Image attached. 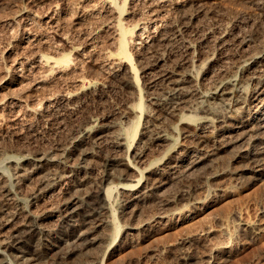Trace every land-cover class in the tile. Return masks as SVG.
<instances>
[{
  "label": "rangeland",
  "instance_id": "rangeland-1",
  "mask_svg": "<svg viewBox=\"0 0 264 264\" xmlns=\"http://www.w3.org/2000/svg\"><path fill=\"white\" fill-rule=\"evenodd\" d=\"M108 1L111 0H0V174L3 175V180L7 182L8 194H10V197H5L6 194H0V222L7 221V216L17 206L28 209L34 207V196L43 191L41 190L44 184L42 178L48 176V173L54 167L50 169L46 167L47 169L45 168L41 172L42 174L30 175L26 179L20 177L21 180L19 176L22 171V164L27 163L25 157L37 156L41 153V150L42 152L52 151L58 159L60 157L64 164L73 166L77 171L75 172L77 176L75 175L72 178V182L60 184L55 194L44 195L43 202L38 203L48 207L49 210H54L60 205L62 209L64 201L80 198L81 195L83 199L85 198V195L83 196L84 192H94L101 186L103 178L112 169L107 159L113 153L111 140L116 135H113V133H117L119 127H121V130L135 127V134L127 144L131 148V153L136 148L143 147V145L149 148L147 151L150 150V152L146 151V158L144 157L141 160L143 162L137 161L132 156L129 159L130 168H124L127 174H133H128L129 176L137 177L138 175V179H142L144 182L147 181L151 170L156 165L169 161L174 157L175 160L178 159L179 155L185 151V147L193 142L195 131H197V123L193 119H183L184 114L189 117L193 113L186 112L173 117L168 114L169 109L166 110L168 101L166 102L167 83L165 78L161 76L160 70L157 68L153 70L154 72L146 71L144 62L148 60V57L144 52H141L140 56V52H135L130 45L138 24L152 25L151 13L154 12L155 15H158L159 23L163 25L162 30H166L165 34H167L168 40L158 50V54L162 56L164 62H162V68L179 76L190 74L192 81H194L188 84V87L202 77L200 68L198 69L197 65L195 67L196 71L194 70L193 73L183 69L184 51L182 43L186 40V37L192 36L194 32L201 33L206 37V42H208L206 44L208 45L205 44L203 53L206 55L213 53V56L210 54L213 61L209 65L208 75L226 74L224 76H234L237 83L247 77L244 75L240 62L242 53H258L264 46V12L251 3L252 0H171L173 5L170 3L166 7L167 9H159V7L151 9L146 4V0L145 3L142 0H121V4L120 0H116L119 5L123 6V11H120L117 15L114 14L115 17L111 16L113 19L106 11ZM52 3L59 4L64 9L59 16H56L57 25L49 27L40 22L39 14L42 13L41 11L47 10L46 8ZM176 3H179L178 6ZM68 6L70 7L68 8ZM32 9L34 11H31ZM39 10L40 13H38ZM24 12L27 14L26 16ZM28 13L31 15H28ZM30 16L34 18L32 19ZM114 21H116V24ZM117 23H120L123 27L126 26L125 28L130 31L127 37L129 62L134 65L139 78L138 85L134 89L125 87L118 80H113L107 74L109 72L106 71L111 63L122 59L118 52L119 40L116 33L114 34ZM25 26L33 36L36 35L39 39L46 40L48 46H61L62 54L66 56L73 55L74 63L78 62L79 65L75 67V70H70L71 72L64 74V77L51 75L43 84L45 88L41 87L37 90L39 92L27 88L31 81L18 78L8 67L11 61H19L23 58L24 53L19 48V40L23 37ZM193 27L196 29H191ZM64 34L66 35L64 36ZM89 35L91 36L89 37ZM220 35H225L227 43L219 46L214 45V40ZM60 36L65 37L66 43ZM129 38L131 39L129 40ZM47 49L45 51L48 53ZM79 52H82V54ZM80 55L81 57H79ZM89 55L94 56L89 60ZM75 56L77 60L74 58ZM82 61L88 62L83 65L84 62ZM185 71L188 72L185 73ZM232 73L233 75H230ZM141 74L142 76H140ZM76 75L84 79L83 84L76 82L78 79ZM66 93L72 95V99L74 98V103L69 104L70 106L62 99ZM77 95H79V98ZM45 96L52 99L51 103L46 104L50 114L46 113V115L40 116L39 109L36 108L44 107H41L40 102L43 101L42 99ZM135 98L137 101L134 100ZM38 102L39 104H37ZM139 104L142 105L141 108L138 107ZM47 115L48 117H45ZM174 117H178L177 120H174ZM89 118L93 122L87 126L90 134H92V141L90 140L84 147H79L70 155L65 156L61 153L63 150L61 146L68 145L72 132L79 128V124H81V127L85 122L88 125ZM124 124L128 127H125ZM151 124L161 126L160 129L169 136L172 143H167L168 146L152 143L146 136L147 131L151 129L149 128ZM111 125H113V128ZM112 130L116 131L113 132ZM171 132L174 133L171 134ZM138 135L141 137L140 140ZM263 145L260 144L264 148ZM260 146L256 147L260 148ZM213 149L214 147L212 148V144H210L207 151L213 152ZM147 158L149 159L148 163ZM165 159L167 160L165 161ZM10 162L11 164H9ZM139 163H142V166ZM14 164L16 165L14 166ZM10 165L13 168L12 170H15L14 172H12ZM17 167L20 169L17 170ZM22 169L21 176L25 173L24 168ZM190 172H184L183 174H180V172L174 175L167 185L158 190V196H154L157 199L153 198V201L147 207L142 208L144 212L140 210L138 212L140 215L137 213V216H132L133 219L130 218V215L127 216L125 212L126 195L124 196L119 192V187L136 185V183L123 181L121 178H112L115 181L111 179L105 186L106 188L110 185L112 188L111 200L108 204L110 213L106 216L108 220L106 218L105 220L112 221L111 226L113 228L103 226L88 235V239L97 236L102 237L98 244L86 249L83 252L84 254H70L69 252L75 247L74 245L78 246L75 242L79 233L74 232L72 228L75 223L69 225L61 223L60 225V223L55 222V220L52 222L53 219H50L41 226V230L50 235L48 240L51 244H54L38 261L23 264H40L41 262V264H264V175L257 178L248 168L244 159L234 149L219 151L215 156L204 161L198 168L196 167ZM13 173H17L16 176L18 177L16 178ZM40 175L44 177H40ZM82 182L85 187H82V185L84 186ZM104 190L103 196L105 197L106 189ZM63 191L64 193H62ZM124 197L125 199H123ZM8 199L12 201L9 203ZM168 201L170 205L162 209V205ZM88 209L86 208L85 212ZM123 211L125 214H123ZM7 212L9 213L7 214ZM148 213L151 217L147 215ZM160 214H164L167 218L165 220L160 219ZM125 216L132 220H127ZM2 217H5V219ZM15 218L13 221L18 220L17 217ZM117 219L118 221H116ZM69 233H71V236L65 238L63 234L67 236ZM18 262L14 257L7 260V264H18ZM19 264L22 263L19 262Z\"/></svg>",
  "mask_w": 264,
  "mask_h": 264
},
{
  "label": "bare ground",
  "instance_id": "bare-ground-1",
  "mask_svg": "<svg viewBox=\"0 0 264 264\" xmlns=\"http://www.w3.org/2000/svg\"><path fill=\"white\" fill-rule=\"evenodd\" d=\"M81 1H84V0H81ZM142 1L144 2L145 0H142ZM173 1H175V0H173ZM121 2L122 1L120 0V4H121ZM170 3H172L171 0H146V4H148L151 9L156 8V7H159V9H164V8L168 7L170 5ZM251 3H253L259 10L264 12V0H252ZM178 4L176 3L177 6H178ZM34 5H35V3H34ZM63 5H64V3H63ZM73 5H72V7H73ZM171 5H173V3ZM69 7L70 6H68V8ZM30 9H29V11H30ZM46 9L47 10L41 11L42 13H40L41 9L38 12V13H40L39 14L40 22L43 24H46L49 27L50 26L53 27V26H55V24L57 25L58 21H57L56 16H59V14L61 13V11L64 8L62 9L59 4L52 3ZM183 10H184V8H183ZM31 11H34V10L32 9ZM106 11L110 14V18H112L114 16V14L117 15L118 13H120V11H123V6L119 5L116 2V0H111L110 2L109 1L107 2ZM152 12H153V10H152ZM186 12H188V11H186ZM31 13H33V12H31ZM167 13H168V11H167ZM109 14H107V15H109ZM170 14H172V13H170ZM24 15L26 16L27 14L25 13ZM28 15H31V14L28 13ZM150 15H152V18H151V21L153 20L152 25L151 24H150L151 26L146 25L145 23L138 24L136 27V30L134 31L133 40L131 41L130 45H131L132 49L135 50V52H138V51L140 52V56H141V52H144L146 57H148L147 58L148 60L146 62H144L146 64L145 65L146 71L151 72V71L155 70V68H157L160 70L159 73L161 74V76L163 78H165V82L167 83V86H166L167 89H166V94H165L166 95V102L168 101L167 102L168 108L166 107L167 108L166 110L169 109L168 114L173 117V116H178L179 114H184L186 112L193 113V115L189 116V117H186L185 114L183 115L184 117L182 116L183 119H185V120L193 119L197 123V131H195L196 133L194 135L193 142L192 143L190 142L191 144L187 145V147H185L186 148L185 151H183V152L181 151L182 154L179 155L180 157L175 155V156L179 157L178 159L175 160L174 159L175 157L171 160H169L170 159L169 158L168 159L169 161H166L167 159H165L166 162H163L159 165H156L155 167L153 166L154 168L152 170L150 169L151 172H150V175H149L147 181L144 182V180L138 179V175H137V177L136 176H129V175H133V174L128 173L129 174L128 175L126 173L127 171L125 172L124 168L129 167V165H130L129 159H130V157L132 158V156L137 161L138 160L141 161L145 157L146 151L149 148L144 147V145H143V147H139V148H136L133 146L136 149L133 150V153H131V150H130L131 148H129L127 146V144H128V141H130V139H132V136L135 134V127L131 128V129L126 128V130H121V127H119L120 130L118 129L117 133L115 132L116 130L113 131L114 130L113 129L112 131L115 132V133H113V135L116 134L112 138L113 140H111L113 153L107 159V161L110 163L112 169L103 178L101 186L98 187L94 192L93 191L84 192L83 196L85 195V198H83V199H82V197H81L82 195H81L80 198H75V199H71L68 201L63 200L64 202L62 204V209H61V205H60V207H58V208L56 207V209H54V207H53L54 210H49L48 207H46L42 204L39 205L38 203L43 202L44 195H47V194L51 195V193L55 194V191L60 184H62L64 182L70 183L72 178L76 175L75 172H77V171L75 170V168L73 166H69V165L67 166L66 164H64L62 162V160H60V157L58 159L57 156L54 155L52 153V151H50V150L49 151H43V152L41 150V153H39L37 156L25 157L26 158L25 160L27 163L22 164V168H24L25 173H23V175L21 176L22 171H23V169L21 168L22 171H21L19 178L22 177L23 179H26L30 175H33V176L38 175L46 167H48L49 169L53 168V167L54 168L51 170L50 173H48L49 174L48 176L44 177L43 175H40V177L41 176L44 177V179L42 178V182L45 184V185L43 184V186H45V187L43 188V186H42L43 189L41 188V190H43V191L34 196L35 197L34 207H32L31 209H28L25 207L17 206L14 208V211H12L11 213L7 212V214L9 213L8 216L6 215L9 218V219L8 218L6 219L7 221L0 222V264H7V260H11V257L16 258V261H19L20 263L23 264V263H29L32 261H38L42 256H44L46 254V251L49 250V247L54 244L53 243L54 241L52 242L53 244H51V242H49L50 240H48V238H50V235L46 234L45 233L46 231L43 232V230H41V226H43V224L47 220H50V219H53L52 222L55 220V222L60 223V225H61V223L62 224H68V225L71 223H75V225H72V228H73L74 232L79 233L78 236H76V242H75V244L77 243L78 246L74 245L75 246L74 247L72 245L74 248L69 252L70 254H72V253H76V254L83 253L86 249L90 248L91 246H95L96 244H98L101 241L102 237L100 238L98 236L97 237L92 236L93 238L90 237L91 239H88V235L93 233L95 230H97L100 227H103V226L109 227L113 223L112 221H106V220H108L106 218V216L110 213V209L108 207V204H109V201L111 200L110 194H111L112 188L110 187V185L105 188V186H107L108 182L112 178H115V179L121 178V180H123V181H128V182H131L132 184L136 183V185H130V186L124 185V186L119 187V192L121 194H123L124 196L126 195L125 196L126 197V201H125L126 202L125 203L126 204V211L125 212H126L127 216L130 215V218H132V216H135V215L137 216V213L140 210L143 211L142 208L145 206L147 207V205H149L150 202L153 201L152 199L156 198V197H154L155 195L158 196V194H159L158 190H160L163 186L167 185L171 181V179H173L174 175L179 174L180 172H181L180 174H183L184 172L187 173V172L192 171L194 168L196 169V167L198 168V166L200 164H202L204 161H207L209 158L215 156L219 151L224 150V149H228V150L234 149L235 151H237V153L240 155V157L242 159H244V161L248 165V168L251 170V172L255 176H257V178L259 176L264 175V148L260 146V144H264V46H263V49L262 50L260 49L261 51L259 50L258 53L257 52H253V54H249L251 52L242 53V55L240 56V62H241L242 69L245 73L244 75H246L247 77L244 78L241 82L237 83L234 76H229V75L224 76L226 74L215 75V76H213V75L209 76L208 75L209 65L213 61V58L211 57V55L213 53L212 54L209 53L207 55L205 53H203V49L205 48V44L208 43V42H206V39H205L206 37H204L203 34L201 35V33L194 32V34L192 36H190V37L188 36L186 38L184 37L186 40H184V42L182 41L183 42L182 46H183V51H184V59H183L184 68L183 69H187L190 73H193V71L195 70V67L197 65L198 69L200 68V71L202 74V77L198 78L195 81L196 83H194L193 85L188 87V84H191L194 81V80L192 81V79H191L192 77L190 76V74L179 76L178 74L175 75L172 72H169V71L164 70L162 68L163 58H161L162 56H160V54H158V50L168 40L166 37L167 34H165L166 30H162L163 25H161L159 23V20L157 18L158 15L157 14L155 15L154 12L151 13ZM103 16H105V15H103ZM22 17H24V16H22ZM30 17H32V16H30ZM33 18L34 17H32V19ZM25 19H27V18H25ZM22 20H20V21H22ZM114 22L116 24V21H114ZM127 22H128V20H127ZM185 22L187 23V21H185ZM31 23H33V22H31ZM113 25H114V23H113ZM254 25H256V24H254ZM116 26H117V29L114 27L116 29V32H114V34L116 33V37L119 40L118 52L122 56V59L118 60V62L115 61V63L109 62V63H111V66L108 67V69H106V71L109 72L107 74L113 80L114 79L118 80V82L119 83L121 82L125 87L127 86V87H131L134 89L138 85L137 83H138L139 78H138V75H137V72H136L134 65L129 62L130 60H129V56H128V43H127L128 38L127 37L129 35L130 31L125 28L126 26L123 27L120 23H117ZM108 29H109V27H108ZM191 29H196V28L193 27ZM28 31H29V29H27V26H25L24 32H23V37L19 40V46H20L19 48L22 49L23 53H24L22 60L21 59L19 61L15 60L14 62L11 61L10 65L8 66V67H10L11 72L16 74L18 78H20L22 80L25 79L26 81H29V82L31 81L30 83L28 82L29 85L27 88H30L31 90L34 89L35 91H37L41 87H44L43 84H45V82L48 80L49 77H51V75L52 76L55 75V77H56V75H57V77H59V76L64 77V74L66 75L67 72H71L73 69L75 70V67L78 65L77 64L78 62L74 63L75 60L73 59V55L72 56H66V55L62 54L63 51L61 50L60 45H59L60 47L48 46L47 45L48 43L46 40L39 39L38 37H36V35L33 36ZM222 33H224V32H222ZM66 34H64V36ZM91 35H89V37ZM189 35H191V34H189ZM64 36L63 37L60 36V37L65 41ZM224 36L220 35L217 38L215 37L216 40H214L215 41L214 45L219 46V45L226 44L227 40L225 39L226 37H224ZM130 39L131 38H129V40ZM211 39H213V38H211ZM115 40L117 41V39H115ZM65 43H66V41H65ZM58 44H59V42H58ZM206 45H208V44H206ZM65 46H66V44H65ZM114 46H115V44H114ZM46 48H48L47 49L48 53L45 51ZM63 48H65V47H63ZM130 50H131V48H130ZM209 52H212V51H209ZM76 53H77V51H76ZM76 53H75V55H76ZM88 53H89V51H88ZM80 54H82V52ZM89 56H90L89 57V60H90V59H92V56H94V55H92V56L89 55ZM79 57H81V55ZM74 58H76V56ZM87 59H88V57H87ZM7 60H8V58H7ZM76 60H77V58H76ZM82 62H84V61H82ZM86 62H88V61H86ZM86 62H84L82 64L84 65V64H86ZM180 63H182V62H180ZM108 65H110V64H108ZM141 68H142V66H141ZM143 68H144V66H143ZM139 70H140V68H139ZM240 70H241V68H240ZM106 71H105V73H106ZM187 72L185 71V73H187ZM234 74H235V72H234ZM230 75H233V73ZM241 75H243V74H241ZM6 76H7V73H6ZM140 76H142V74ZM77 77H78V79H77V81L76 80L75 81L78 82L79 84H83L84 79L81 76H77ZM80 87H81V85H80ZM102 87H100V88H102ZM98 88H99V86H98ZM37 92H39V91H37ZM86 92H87V90H86ZM26 96H28V95H26ZM78 96L79 95H77V97ZM77 97H75V98H77ZM62 99L68 105L74 103V100H73L74 98L72 99V95H70V94L66 93L64 95V98H62ZM42 100L43 101L40 102V104H41V107H43V106L44 107L43 108H36V109H39L38 111H39L40 116L46 115V113L50 114L48 108H46L47 107L46 104L51 103L50 101L52 99H51V97L45 96V97H43ZM63 100H61V101H63ZM134 100H136V98ZM158 101L162 102L160 100H158ZM52 102H54V101H52ZM37 104H39V102ZM141 106L142 105L139 104L138 107L141 108ZM127 110H130V109H127ZM127 114H128V112H127ZM127 114H126V116L129 115V114L128 115ZM148 114L150 115V113H148ZM45 117H48V115ZM149 117H151V116H149ZM149 117H148V119H149ZM177 118L178 117H176L174 120H177ZM90 119L91 118H89V120ZM49 120H50V117H49ZM153 120H149V121H153ZM149 121H148V123H149ZM92 123L93 122H91V120H90V122H88V125L85 122V124L82 127H81V124H79L80 125V126H78L79 128H76V130L74 132H72L71 137H69V139L71 138L69 141V144L63 145L64 147L61 146L63 148V150L61 149L62 150L61 153H63L65 156H68L72 152L77 150L79 147H84L87 143H89V141L92 138L91 137L92 134H90V131L87 128V126H89V124H92ZM187 124L188 123H186V125ZM124 125H125V127H128V126H126V124H124ZM182 125H181V127H182ZM111 126L113 128V125H111ZM187 126H189V125H187ZM187 126H185V127H187ZM149 128H151V129L148 131L145 130V131H147V133L146 132L145 133H146V136L149 138V140H151L152 143L155 142L158 145L165 144L167 146H168L167 143H169V142L172 143L170 141L169 136L167 134H165L162 129H160L161 126L158 127V125H155V124L152 125L151 124ZM97 129H99V128H97ZM96 130H95V132H96ZM184 130H186V129H184ZM168 132L170 133L169 130H168ZM172 133H174V132H171V134ZM184 134H185V132H184ZM188 135H186V136H188ZM138 137H139V135H138ZM144 137H145V134H144ZM140 138L141 137H139V140H140ZM145 139H143V140H145ZM136 140H137V138H136ZM138 143H139V141H138ZM210 144H212V148L214 147L213 152L207 151ZM148 146H149V144H148ZM256 146H260V148L259 147L257 148ZM162 148H164V147H162ZM152 149H153V147H152ZM183 149H184V147H183ZM148 151L150 152V150H148ZM162 151H164V150H162ZM229 152H231V151H229ZM25 154H27V153H25ZM28 154H30V153H28ZM170 157H172V156H170ZM25 160H24V162H25ZM148 161H149V159L147 160V163H148ZM141 162H143V161H141ZM144 162H146V161H144ZM147 163H145V164L147 165ZM9 164H11V162ZM139 164H141V166H142V163H139ZM139 164H137V165H139ZM15 165L16 164H14V166ZM19 165H21V164H19ZM29 166H31V167H29ZM56 168H59V169H56ZM12 169L13 168L11 166V170ZM14 169H16V168H14ZM18 169H20V168L17 167V170ZM14 171L12 170V172H14ZM134 171H136V170H134ZM134 171H133V173H134ZM124 173H126V174H124ZM190 173H192V172H190ZM16 174H14V175L16 176ZM45 174L47 175V173H45ZM17 177L18 176H16V178ZM19 178H18V180H19ZM146 178H147V176H146ZM3 179H4L3 175L1 176V174H0V194H2V195L6 194L7 196H5V197H10V194H8L7 182H5ZM112 180H114V179H112ZM6 181H7V179H6ZM171 185H172V183H171ZM82 187H85V184H84V186L82 185ZM104 189H106V196L105 197L103 196V190ZM62 190H63V188H62ZM73 190H74V188H73ZM156 192H157V194H156ZM57 193H59V192H57ZM62 193H64V191ZM65 197H66V195H65ZM125 197L123 199H125ZM51 199H52V197H51ZM12 200L8 199L9 203ZM57 201H58V199H57ZM13 203H14V201H13ZM32 203H33V201H32ZM167 205H170L169 201L165 202L164 205H162V209L166 208ZM10 206H11V204H10ZM2 207H4V206H2ZM86 208H89V209H88V211L85 212ZM124 208H125V206H124ZM151 208H152V205H151ZM123 214H125L124 211H123ZM143 215H144V213H143ZM147 215H149V213ZM5 217H2V218L5 219ZM15 217H17L19 220V221L14 220L16 223L13 221V219H16ZM105 218H106V220H105ZM126 218H127V220L133 219V218L129 219V217H126ZM159 218L162 220H165L167 217L164 214H160ZM17 221H18V223H17ZM116 221H118V219ZM143 222H144V219H143ZM117 225H118V222H117ZM111 228H113V227L111 226ZM70 232H72V231L70 230ZM47 233H48V231H47ZM61 233H62V231H61ZM63 235L65 238H67V237L71 236V233L67 234V236L65 234H63ZM69 250H70V248H69ZM86 258H87V256H86ZM19 262H18V264H19Z\"/></svg>",
  "mask_w": 264,
  "mask_h": 264
}]
</instances>
